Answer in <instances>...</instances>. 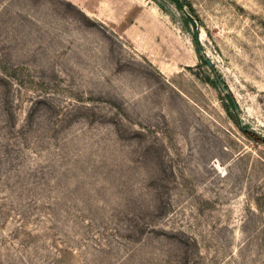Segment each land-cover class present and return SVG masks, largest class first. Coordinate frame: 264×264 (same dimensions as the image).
I'll return each mask as SVG.
<instances>
[{
    "label": "rangeland",
    "instance_id": "374dc122",
    "mask_svg": "<svg viewBox=\"0 0 264 264\" xmlns=\"http://www.w3.org/2000/svg\"><path fill=\"white\" fill-rule=\"evenodd\" d=\"M157 2L0 0V264H264V0Z\"/></svg>",
    "mask_w": 264,
    "mask_h": 264
},
{
    "label": "trees",
    "instance_id": "16d2710c",
    "mask_svg": "<svg viewBox=\"0 0 264 264\" xmlns=\"http://www.w3.org/2000/svg\"><path fill=\"white\" fill-rule=\"evenodd\" d=\"M157 2V0H155ZM170 2H172L179 10L181 11H184L185 7L187 6V3H186V0H169ZM159 7L162 8L163 10L165 9L164 6L162 4H160L159 2H157ZM191 7V6H190ZM191 13H194V10L193 8L191 7ZM197 19V18H196ZM186 23L189 24V23H193L194 25H196L195 23V19L192 18L190 15L186 17ZM197 33H194V41L196 43V45L198 46V38H197ZM228 99L232 105V107L237 110V105L234 101V98L233 96L229 93L228 94ZM241 129L243 130V132L249 136L250 138L252 139H258V140H261L260 138L256 137L254 134H252L251 132H249L247 130L246 127L242 126ZM264 142V140H262Z\"/></svg>",
    "mask_w": 264,
    "mask_h": 264
},
{
    "label": "water",
    "instance_id": "95a60500",
    "mask_svg": "<svg viewBox=\"0 0 264 264\" xmlns=\"http://www.w3.org/2000/svg\"><path fill=\"white\" fill-rule=\"evenodd\" d=\"M208 64L210 65L211 62L208 61ZM217 81H218V83H219L220 88H221L223 91H227L224 82H223L219 77L217 78Z\"/></svg>",
    "mask_w": 264,
    "mask_h": 264
},
{
    "label": "crops",
    "instance_id": "0c3cea01",
    "mask_svg": "<svg viewBox=\"0 0 264 264\" xmlns=\"http://www.w3.org/2000/svg\"><path fill=\"white\" fill-rule=\"evenodd\" d=\"M83 2H84V0H83Z\"/></svg>",
    "mask_w": 264,
    "mask_h": 264
}]
</instances>
